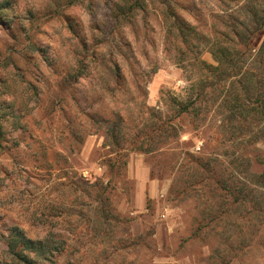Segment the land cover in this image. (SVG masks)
Masks as SVG:
<instances>
[{
    "label": "rangeland",
    "instance_id": "obj_1",
    "mask_svg": "<svg viewBox=\"0 0 264 264\" xmlns=\"http://www.w3.org/2000/svg\"><path fill=\"white\" fill-rule=\"evenodd\" d=\"M252 8L0 0V264H264V30L232 31ZM213 45L256 109L222 104ZM14 227L63 250L12 248Z\"/></svg>",
    "mask_w": 264,
    "mask_h": 264
},
{
    "label": "trees",
    "instance_id": "obj_2",
    "mask_svg": "<svg viewBox=\"0 0 264 264\" xmlns=\"http://www.w3.org/2000/svg\"><path fill=\"white\" fill-rule=\"evenodd\" d=\"M249 11H250V13H253L250 16L253 19L252 25L248 21L237 20L235 22V24L233 23V25H232V31H234V33L237 37V42H239L242 46H244L248 50H251V49L255 48L256 43H255V38L253 36H251L250 33L254 32V30L255 31L257 30L258 32H260V31L263 32V30H264V17L261 16V18L257 19V17H256L257 16V9L252 8V9H249ZM236 28H240L241 31H237ZM250 28H254V30H252L250 33H246ZM212 52L214 55V60H216V62H217V65H209V67H207L208 65H205V67L207 68L206 70H208V71L211 70L212 73L214 72V70L219 71L220 77L217 78L216 83H219L217 86L221 88V91H220L221 94H222V92H224L226 95V91L228 94V92H230V87L233 86V85H231V86L228 85L229 80H232V79L238 77V79H236V83L238 85L237 91L235 93H233L234 95H232L230 101H228L227 97H225V95H223V98L220 99L222 104L233 101L232 106H233L234 110H238V111H239V109L241 110V108H244V106L245 107H251V108H249V110L256 109L257 105H254V104H255V100H257L256 104L259 102V100L261 98V97L260 98L257 97L259 95H256V97H254V99L251 102V106L248 103H246L244 105L240 102L242 100V98L244 99V101L249 100V94H250L249 85L250 84H248V82H246L245 80L252 79L255 72L254 71L253 72H247L248 68L247 69L245 68L244 71H241V65H234L235 60L233 59L232 56L237 54L239 51L237 50V53H234L226 47H222V46L218 47L216 45H213ZM232 53H234V54H232ZM226 68H231V69L235 70V72L232 71V72H230L229 75H227V76L224 75V77H222L223 74H226V72H225ZM259 77H261V74L258 76V78ZM224 87H226L227 90H224ZM255 89H253V90H255ZM253 92H255V91H253ZM253 95H254V93H253ZM260 96H262V95L260 94ZM193 103H194V101H192V104ZM183 110L184 111L187 110V107H183ZM1 125L2 124H0V130L2 129ZM262 128H264V127H262ZM0 133H1V131H0ZM262 174L264 176V172ZM261 178L263 179V177H261ZM216 182H218L219 184L221 183V181H219V180H217ZM261 182H263V181H261ZM204 218L205 217H203V219ZM10 239H11L10 240L11 241L10 246H12V248L19 247L18 244L20 241V243L22 244L20 246V251H22L24 249H35L38 252L52 253V252H61L63 250V246L61 247L59 245V243H53L55 246L53 245V247H48L49 244H51V243H48L47 241H45L46 243H43L45 238H43V240H39V239H37L35 241L29 240V239H27L26 235L23 234V232L20 231L17 227H14V229L12 231V238H10ZM14 239H16V240H14ZM13 254L17 255L21 260L24 259L23 256L20 255L19 252L16 253L14 251Z\"/></svg>",
    "mask_w": 264,
    "mask_h": 264
},
{
    "label": "crops",
    "instance_id": "obj_3",
    "mask_svg": "<svg viewBox=\"0 0 264 264\" xmlns=\"http://www.w3.org/2000/svg\"><path fill=\"white\" fill-rule=\"evenodd\" d=\"M136 176L138 178L139 185H137V195L141 196L142 191L149 185L150 187L153 185V183L150 181V174L148 169L144 166L141 165L140 168L136 171Z\"/></svg>",
    "mask_w": 264,
    "mask_h": 264
}]
</instances>
